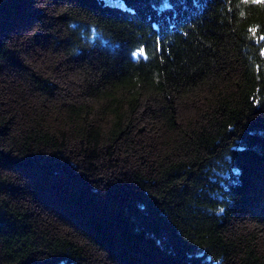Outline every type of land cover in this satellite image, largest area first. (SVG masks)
Segmentation results:
<instances>
[{"label":"trees","instance_id":"16d2710c","mask_svg":"<svg viewBox=\"0 0 264 264\" xmlns=\"http://www.w3.org/2000/svg\"><path fill=\"white\" fill-rule=\"evenodd\" d=\"M9 1L0 0V154L62 176L69 219L43 214L0 169V264H264V0H55L39 28L44 51L81 80L58 125L47 100L23 96L24 86L58 93L53 74L11 81L40 35L14 37L38 16L33 1ZM190 92L199 112L182 124ZM161 129L170 136L160 146L136 145Z\"/></svg>","mask_w":264,"mask_h":264},{"label":"rangeland","instance_id":"374dc122","mask_svg":"<svg viewBox=\"0 0 264 264\" xmlns=\"http://www.w3.org/2000/svg\"><path fill=\"white\" fill-rule=\"evenodd\" d=\"M8 2L9 0H5ZM26 1V0H25ZM31 1L34 2L31 3ZM5 2V3H6ZM11 0L8 3L9 8L12 6ZM31 5L30 12L34 13L38 18H32L31 21L26 22L21 28H19V32L15 31L14 37H21L22 35L28 34V36H32L34 39L40 35L39 41L32 46H28L25 48V52L22 55L21 63H18L14 70L18 71L17 79H11L12 82H20L24 79L25 75L28 74L30 71L34 70L35 72H41L46 76H53L54 79L57 81V92L52 94V97L48 96L45 93L36 92L33 88L28 90L26 86L24 89L27 90V93H23V96L26 97L28 100L34 103L42 102L41 99L47 100L49 107L52 113V120L53 124L58 125L64 119H62L63 115H59L60 112L63 111L64 105L67 102L72 101L74 96H79V84L80 74L77 69V73L73 70H66L67 65L65 66L64 62L54 63L56 59H58L55 53L44 51V48L47 46V35H41V30L39 29L43 20L49 19V16L55 12V7H57V3L55 0H28ZM24 3V2H23ZM20 3L21 9H18V12H26L24 8L25 5ZM16 10V9H14ZM14 12V13H18ZM13 15V14H12ZM24 32V33H23ZM48 69V71H47ZM13 74V73H12ZM23 88V86H22ZM199 92H190L187 95L183 96L179 102V114L180 120L182 124H186L191 119L195 118L197 115V111L199 112V108L197 105L194 104V100L198 98ZM202 93V92H200ZM95 106L100 107V103H97ZM12 110L14 111V122L17 124H23L24 119L22 116L24 114V105L19 98L17 103H13ZM14 108V109H13ZM11 115V114H10ZM96 118L103 124L105 128L109 126L108 118L109 116H105L103 119L100 116L95 115ZM61 125V124H60ZM151 125V124H150ZM149 125V126H150ZM159 130L154 136L145 135L143 137L135 136L134 138L136 141V145H141V140H145L148 142L150 147L153 146H160L162 139L164 142L170 136V134L166 133V130L161 132ZM163 142V144H164ZM68 145H71V148L79 149L80 143L74 138H70L68 140ZM148 145V146H149ZM140 152L143 156L147 157L146 153L142 150L137 151ZM48 152L44 150L41 151V155L44 159L47 160ZM7 156L0 154V169H3L4 172H7L12 176L16 185H19L20 190L19 194L23 197H28L29 202L32 205H38L39 211H42L43 214L49 213L52 215V220H59L60 222L68 221L69 217L65 216L66 214L65 208L68 207V202L64 198L63 192L65 189H59L58 186H55L61 179H64L60 176L57 180L52 175V172H48L46 170H40L39 166L34 165V163L28 165L19 164L18 161H14L12 159H7ZM123 160H133L129 154H123ZM106 160L104 159L103 162ZM35 181V183H34ZM55 183V184H53ZM41 191V192H40ZM45 191V192H44ZM78 223V221L76 220ZM243 227V224H241ZM239 228V227H238ZM263 237V244H260V250L264 251V236ZM146 255L151 256V254L145 250ZM107 262L110 264H121L119 261L120 259L112 255L111 258L106 259ZM124 261V260H123ZM125 263V262H124Z\"/></svg>","mask_w":264,"mask_h":264},{"label":"snow or ice","instance_id":"6c2138e0","mask_svg":"<svg viewBox=\"0 0 264 264\" xmlns=\"http://www.w3.org/2000/svg\"><path fill=\"white\" fill-rule=\"evenodd\" d=\"M140 51L143 52V49H141Z\"/></svg>","mask_w":264,"mask_h":264}]
</instances>
